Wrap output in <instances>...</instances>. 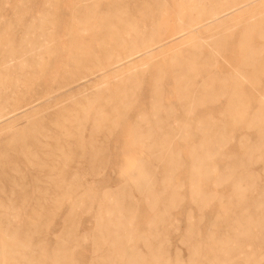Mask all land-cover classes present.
Here are the masks:
<instances>
[{
	"label": "rangeland",
	"instance_id": "obj_1",
	"mask_svg": "<svg viewBox=\"0 0 264 264\" xmlns=\"http://www.w3.org/2000/svg\"><path fill=\"white\" fill-rule=\"evenodd\" d=\"M159 1L164 4L158 10L160 13L148 11L153 10L156 0H0V202L7 203L9 199L14 206L16 214L11 216L12 228L18 231L27 229L24 225L25 220L29 223L33 219L31 223H34L37 215H43L44 211L51 209L50 198L56 191L53 193L51 183L41 179L42 176L36 175L32 169L34 165L36 167L49 164L40 150L43 148L48 151L53 145L63 148L70 146V149L74 150L76 126L80 127V138L83 141L90 139L93 125H97L100 131L95 135V139L100 143L98 160L88 162L84 159L82 162H72L68 172V176L71 177L69 174L74 171L76 164L83 170H87L88 166L98 165L101 166L98 176H83V190L75 197H63L57 217L45 219L43 222L48 226L40 227L31 235V245L43 244L47 253L46 264L53 262L52 250L61 241L64 243L67 241L66 247L73 249L71 255L73 263L99 264L98 252H94L91 244L92 233L101 225L100 233L108 235L104 227L106 221L122 217L116 211H107L108 200L122 189H125L127 199L128 186L132 184L128 173L145 155L143 151L136 149L121 152L120 145L126 142L127 129L136 116L148 115L152 110L150 92L156 72L162 79L161 103L165 106L176 105L172 68L177 65L182 53L191 43L203 41L223 30L228 41L217 58L213 72L227 76L240 69L243 60L239 46L242 29L264 21V0H219L229 4L224 6L219 14L220 27L207 25L208 16L202 14L195 17L186 29H175L177 24L185 22L190 8L197 6L199 10L206 12L209 11L211 3L208 4L207 0L204 3L198 0ZM115 2H120L124 7L119 8L120 12L126 9L128 14L108 16L113 22L126 18L139 21V24L146 22L145 19L153 20L151 22L153 26L160 22L166 24L163 33L154 37L153 41L151 39L147 55L143 49H139L121 65L114 63L121 49L108 44L109 40L102 38L104 35L100 37L97 29L72 30L83 27L82 21L79 26L75 25L77 23L73 20L74 10L77 11L76 17L80 20L82 16L79 13L91 9L94 4L95 16L90 19L93 28L98 27L101 17L108 13L107 7ZM140 9H147L151 15L143 16L132 11ZM138 19H143L144 22ZM146 25L152 28L147 22ZM132 34L131 31L126 34L122 32L121 36L128 40ZM92 35L100 39L95 40ZM144 36L145 39L149 38L147 33ZM88 38L92 40L87 43ZM260 44H263L261 40L251 38L252 47L258 48ZM262 60L264 64V49ZM246 72L248 74L251 71L248 69ZM95 75L97 77H94ZM135 76H139L137 79L140 81L137 89L133 82ZM121 89H128L130 95L134 94L130 97L131 100H135V104L130 106L122 123L113 127L112 123L117 121L118 116L115 110L118 107L117 94ZM246 89H249L246 92L251 93L249 95L253 102L256 103L257 99L262 97L260 95L262 90L258 86ZM90 101L95 103L90 108H85L87 112L84 113L81 107L87 106ZM224 104L223 102L217 106L214 112L223 109ZM74 114L77 115V121L73 119ZM98 117L102 120L97 124L95 120ZM170 122L171 125H175V120ZM245 131L247 135L254 132L252 129L246 130L244 123H241L235 130L234 142L238 140V135ZM179 147L176 143L170 145L173 151ZM228 147L227 151L224 149V157H230L234 153L232 146ZM261 154L260 162H250L249 170L256 176L257 188L253 194L245 193L243 202L246 204L256 197L259 188L264 184L262 169L264 149ZM220 169L218 166V171ZM160 173V168L155 171V175ZM181 177L184 178L182 174H176L174 180L180 181ZM212 180L208 182V191L212 189L220 192L223 197L230 193L227 182L221 183L220 188H213L210 185ZM183 190L185 191V187L182 188V192ZM21 192L26 194V200L20 205ZM131 195L128 198V205L126 203V208L128 207L130 212L129 224L121 231L124 236L130 237V241L111 250L102 247L101 254L109 253L119 260V264H131L136 255H141L146 264L145 262L149 261L147 256L149 252L143 247L142 241L150 239L151 231L148 224L153 211L150 212L143 206L142 197L134 190H131ZM86 200H89V205ZM73 202H77L79 206L74 207ZM211 206L213 208H210ZM189 208L195 210L185 198L182 207L170 212L164 219L162 239L165 243L160 250L163 258L168 259L170 264L175 262L177 255L184 263L188 257L182 237L185 213ZM206 210L198 227L201 235L205 228L211 227L218 212L214 203ZM261 210L264 211V205L258 211ZM249 211L255 213L252 208H249ZM195 213L194 211L192 216L196 222L198 218ZM173 222L177 225L172 226ZM222 222L218 220L216 228L221 229ZM67 233L70 237L75 234L85 235L86 243L73 248L76 242L65 237ZM261 258L258 264H264V256ZM233 264H242V261L236 257Z\"/></svg>",
	"mask_w": 264,
	"mask_h": 264
},
{
	"label": "bare ground",
	"instance_id": "obj_2",
	"mask_svg": "<svg viewBox=\"0 0 264 264\" xmlns=\"http://www.w3.org/2000/svg\"><path fill=\"white\" fill-rule=\"evenodd\" d=\"M199 1L204 3L206 0ZM207 1L208 4L211 3L209 11L199 10L197 6L190 8L191 11L187 13L188 17L185 22L177 24L175 29H186L195 17L202 14L208 16L207 25L220 27L219 14L223 11V7L229 4L219 0ZM154 4L153 10L148 11L160 13L158 10L164 5L163 2L156 0ZM93 6L94 4L91 9H85L79 13L82 16L80 20L76 17L77 11L74 10L73 20L77 23L75 25L79 26L82 21L83 27L72 30L97 29L100 37L104 35L105 37L102 38L109 40L108 44L121 49L119 56H116L115 64L121 65L122 62H127L134 51L139 49H143L147 55L151 39L153 41L154 37L163 33L166 26L165 22L153 26L151 19H145V21L148 25L151 24L152 28L147 26L143 19H138L144 22L141 24L139 21L126 18L113 22L108 16L128 14L126 9L120 12L119 8L123 6L120 2H115L107 7L108 13L101 17L98 27L92 28L90 19L95 16ZM146 10L132 11L143 16L151 15ZM128 31L133 32V36L127 40L121 36V33L126 34ZM146 33L149 36L147 39L144 36ZM240 34L239 46L243 60L240 69L227 76L213 72L217 58L228 41L223 30L218 34L208 36L203 41L189 45V48L182 53L177 65L172 68L174 74L172 85L176 91V105L165 106L161 103L162 79L156 72L150 92L152 110L148 115L136 116L127 129L126 142L120 145L121 152H131L136 149L143 151L145 155L128 173L132 184L128 186L127 199L125 189H122L111 200H108L107 211H116L122 217L106 221L104 227L108 235L104 236L100 233L102 232L101 225H98L92 233L91 244L94 252H98L99 264H119V260L110 256L109 253L101 254L102 247L111 250L117 246L122 247L130 241V237L124 236L121 231L129 224L130 212L126 206L128 198L132 196L131 190L142 197L143 206L148 211H153L148 224L151 231L150 239L142 241L143 247L149 252L147 254L149 261L145 262L146 264H170L168 259L163 258L160 250L165 243L162 239L164 219L170 212L182 207L185 198L195 209H187L183 222L182 243L186 245L188 257L184 263V260L181 261L177 255L172 264H233L236 257L242 261V264H258L264 256V211H258L264 205V184L259 188V193L255 198L250 199L248 204L243 202L246 192L251 194L256 192V176L249 170L250 162H260L262 149H264V64L262 60L264 21L250 24L243 28ZM91 37L95 40L100 39L93 35ZM253 37L261 40L263 44H260L258 48L252 47L250 40ZM89 40L92 38H88L86 42L88 43ZM248 69L251 72L246 74ZM138 77L135 76L133 80L136 89L140 86ZM257 86L261 88L260 95L263 98H258L255 103L250 98L251 93L246 92L249 90L246 88L254 89ZM131 95L128 89H121L118 92V107L115 106L118 116L117 121L112 123L113 127L122 123L130 106L135 102L131 100ZM223 102L225 103L223 109L214 112L216 111L214 109ZM94 103L95 101H90L87 106H82L81 110L86 113L85 108H90ZM75 114L73 119L77 121ZM100 120L102 119L98 117L95 121L98 124ZM170 120H175V125H171ZM241 123H244L246 130L252 129L254 132L252 135H247L245 131L238 135V140L234 142L235 130ZM79 129L80 127L76 126L75 138H73L74 150L70 149V146L63 148L56 145L48 151L42 148L40 151L43 153L41 154L49 164L32 166L36 175L42 176L41 179H46L49 184L51 183L52 192L56 191V194H52L50 198L52 199L51 209L44 211L43 215H37L34 223H31L33 219L29 223L25 220L24 225L27 229L18 231L12 228L11 216L16 214L14 206L9 199L7 203L0 202V264H46L47 253L43 244L41 243L42 246L31 245V235L35 234L40 227L48 226L43 222L45 219L57 217L63 197H75L80 190H83V176L99 174L101 166L92 165L88 166L87 170H83L76 164L74 171L69 174L71 177L68 176L72 162H82L84 159L88 162H96L100 156L98 148L100 143L95 139V135L100 133L98 126L93 125L88 141L80 138ZM172 143L179 144L180 147L173 151L170 148ZM228 146H232L234 153L229 154L230 157H224V151L229 149ZM218 166L221 168L220 171H218ZM159 168L161 173L155 175V171ZM262 169L264 172V166ZM176 174H182L184 178L181 177L182 180L175 181ZM210 179H213L212 183L210 182L213 188L227 182L230 193L223 197L220 192L212 189L208 191ZM183 187H185L184 192H182ZM23 193L20 195V205L26 200V194ZM85 196L88 195L85 194ZM88 201L86 200L87 205L90 203ZM211 203L216 205L218 212L211 227L205 228V232L201 235L198 229L199 223ZM73 206H79V204L73 202ZM249 208H252L255 213L252 214ZM194 211L198 218L196 222L193 221L192 216ZM218 220L223 221L221 229L216 228ZM173 225L177 224L173 222ZM65 237L76 242L73 248L77 247L76 245L82 246L87 240L85 235L75 234L70 237L67 233ZM65 243L61 241L55 245L51 253L53 260L51 264H75L71 259L73 249L66 247ZM131 264H144V260L141 255H136Z\"/></svg>",
	"mask_w": 264,
	"mask_h": 264
}]
</instances>
